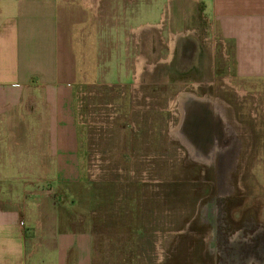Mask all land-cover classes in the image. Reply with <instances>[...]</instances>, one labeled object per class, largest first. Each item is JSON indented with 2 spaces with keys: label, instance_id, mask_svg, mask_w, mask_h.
<instances>
[{
  "label": "rangeland",
  "instance_id": "obj_1",
  "mask_svg": "<svg viewBox=\"0 0 264 264\" xmlns=\"http://www.w3.org/2000/svg\"><path fill=\"white\" fill-rule=\"evenodd\" d=\"M75 1L79 6L92 3ZM194 1L102 0L105 25L93 32V40L101 36L107 43H91L86 51L88 61L95 59L89 66H94L92 77L97 81L80 82L75 99L76 140L83 153L80 174L41 169L29 173L28 180L13 176L14 182L18 177L21 184H41L43 191L38 192L43 195H33L36 200L29 205L44 228L55 224L92 232L93 262L259 264L249 263L248 254L237 257V250L227 247L230 239L240 240L239 246L253 245L258 242H253L254 234L261 230L264 235L259 93L238 85L228 70L214 64L217 55L210 48L221 41ZM185 5L193 14L187 24L181 15ZM99 16L93 14L96 24L102 23ZM171 18L173 28L191 27L185 34L198 56L192 55L191 47L182 51L177 41L172 63L149 60L135 68L122 53L126 41L110 42L123 30L142 25V49L141 44H130L145 54L157 49L159 29L143 25L159 22L167 28ZM126 35L131 39L128 31ZM182 58L189 62L187 69L179 63ZM202 58L199 74L194 64L200 61L201 66ZM194 74L193 80L185 81ZM183 94L190 95V101L181 112L178 97ZM208 107L216 110L224 127L219 145L232 162L230 172L218 166V158L213 161L218 153L213 139L184 133V125L194 118L203 120Z\"/></svg>",
  "mask_w": 264,
  "mask_h": 264
},
{
  "label": "crops",
  "instance_id": "obj_2",
  "mask_svg": "<svg viewBox=\"0 0 264 264\" xmlns=\"http://www.w3.org/2000/svg\"><path fill=\"white\" fill-rule=\"evenodd\" d=\"M101 1L79 6L75 0H0V264H103L92 261V232L55 224L44 228L29 205L36 200L33 195H43L38 192L43 191L41 184H21L13 177L28 180L29 173L41 169L80 174L83 153L76 140L75 99L80 82L97 81L92 77L94 66H89L95 59L88 61L86 51L91 43H107L101 36L93 40V32L105 25ZM194 2L221 41L210 48L217 55L214 64L228 70L238 85L259 93L263 123L258 124V136L264 139V0ZM94 13L100 14L101 24L94 21ZM181 13L183 22L191 23L190 7L183 6ZM141 26L110 40L126 41L122 53L135 68L149 60L172 63L177 41L182 51L191 47L192 55L198 56L185 34L191 27L173 28L172 18L167 28L159 22L147 24L159 29L157 49L138 52L130 41L142 49L143 40L136 33ZM127 31L131 39L124 37ZM179 63L183 69L189 66L188 60ZM203 63L202 58L201 66L200 61L194 64L199 74Z\"/></svg>",
  "mask_w": 264,
  "mask_h": 264
},
{
  "label": "flooded vegetation",
  "instance_id": "obj_3",
  "mask_svg": "<svg viewBox=\"0 0 264 264\" xmlns=\"http://www.w3.org/2000/svg\"><path fill=\"white\" fill-rule=\"evenodd\" d=\"M147 26V25H145ZM149 28V26H148ZM147 29V28H146ZM139 29L136 30L137 35H140L141 31H138ZM144 30V29H142ZM116 85H111V87H114ZM190 95L187 94H183L180 95L179 98V109L181 112H183V109L185 108V105L190 101V98H188ZM135 100L139 99V95H136ZM134 101V100H133ZM149 101V100H148ZM151 101H152V97H151ZM200 101V100H199ZM155 103V102H152ZM199 103L201 102H195V106L199 105ZM151 107V105H149ZM190 108V107H189ZM192 110V107H191ZM218 112H220L217 109ZM215 114V116H214ZM184 113H182V119L184 118ZM204 116H206V118H204ZM203 120L200 119H191V122H188L187 124H185V130L184 133L186 131H188V133L190 134H194V135H207L205 137H209L211 139L214 140L213 142V149L215 151V148L217 147L218 153L215 154L214 152V157H213V161H215V159L219 160V165L221 167V169L223 171H232L233 167L232 166V162H230L229 156H224L223 155V150H224V146L221 147L220 144V138L222 137V135L224 134V127L221 123V119L220 118H216V110L213 108L208 107V113L202 114L201 115ZM217 120V121H216ZM177 136L180 137L179 135V130L175 129L174 130ZM183 133V132H182ZM184 135V134H183ZM182 136V135H181ZM218 139V142L215 141V139ZM258 241L256 244L251 245V243H242L241 246L238 245V243H240V240H234V239H230L227 242V247L228 249H234L237 251H234V255H237V257H240L241 255L245 256L246 254H248L249 258L248 261L249 263L254 260L257 261L259 264H264V235L262 234V231L259 230L256 234H254V239L253 242ZM255 257L257 258V260L255 259Z\"/></svg>",
  "mask_w": 264,
  "mask_h": 264
},
{
  "label": "built area",
  "instance_id": "obj_4",
  "mask_svg": "<svg viewBox=\"0 0 264 264\" xmlns=\"http://www.w3.org/2000/svg\"><path fill=\"white\" fill-rule=\"evenodd\" d=\"M20 223L23 224V221H21Z\"/></svg>",
  "mask_w": 264,
  "mask_h": 264
},
{
  "label": "bare ground",
  "instance_id": "obj_5",
  "mask_svg": "<svg viewBox=\"0 0 264 264\" xmlns=\"http://www.w3.org/2000/svg\"><path fill=\"white\" fill-rule=\"evenodd\" d=\"M197 102H201V101H197Z\"/></svg>",
  "mask_w": 264,
  "mask_h": 264
}]
</instances>
